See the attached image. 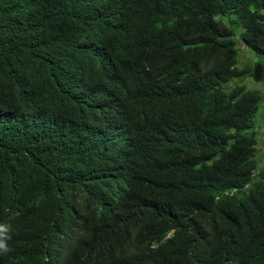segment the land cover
Masks as SVG:
<instances>
[{
  "label": "trees",
  "instance_id": "1",
  "mask_svg": "<svg viewBox=\"0 0 264 264\" xmlns=\"http://www.w3.org/2000/svg\"><path fill=\"white\" fill-rule=\"evenodd\" d=\"M247 78L264 0H0V264H264Z\"/></svg>",
  "mask_w": 264,
  "mask_h": 264
},
{
  "label": "clouds",
  "instance_id": "2",
  "mask_svg": "<svg viewBox=\"0 0 264 264\" xmlns=\"http://www.w3.org/2000/svg\"><path fill=\"white\" fill-rule=\"evenodd\" d=\"M0 260L3 261V251L10 248V244L13 238L23 235V230L20 224L11 218L10 221L0 222ZM84 237L82 227H66L63 226L59 230V235L54 241L53 249L47 257H57V256H69L79 240Z\"/></svg>",
  "mask_w": 264,
  "mask_h": 264
},
{
  "label": "rangeland",
  "instance_id": "3",
  "mask_svg": "<svg viewBox=\"0 0 264 264\" xmlns=\"http://www.w3.org/2000/svg\"><path fill=\"white\" fill-rule=\"evenodd\" d=\"M236 48L238 49V60H239V65L241 64H252V62L255 60V55L254 53L245 45L242 44V42L238 41V44L236 45ZM244 84L247 86V88L253 89V90H260L262 94H264V83L263 82H255L251 78H247L244 81ZM264 97V96H263ZM264 102L263 106L261 107L258 115H257V120L260 122H264ZM256 137L259 138L260 143H259V151L263 150L264 151V125L263 128L261 129L260 133L256 132Z\"/></svg>",
  "mask_w": 264,
  "mask_h": 264
}]
</instances>
